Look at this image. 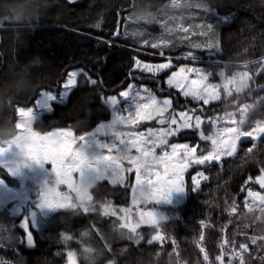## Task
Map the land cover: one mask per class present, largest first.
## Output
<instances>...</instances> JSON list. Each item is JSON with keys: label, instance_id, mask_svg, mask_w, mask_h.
<instances>
[{"label": "trees", "instance_id": "16d2710c", "mask_svg": "<svg viewBox=\"0 0 264 264\" xmlns=\"http://www.w3.org/2000/svg\"><path fill=\"white\" fill-rule=\"evenodd\" d=\"M206 22L219 24L214 39L219 41L220 51L195 50L191 59L197 61L193 64L206 70L212 68L209 78L215 83L222 81L219 71L230 76L245 69L252 79L238 94L224 95L220 101L204 106L202 114L215 115L247 105L244 128L249 129L257 121H264V0H0V139L7 141L17 135V106L34 104L44 89L60 92L67 74L81 69L97 83H88L82 75L78 76L79 86L72 88L64 101L53 102L51 111L41 113L34 129L48 132L70 128L77 135L94 130L100 111L97 94L118 95L126 85L130 86L127 75L133 57L160 61L153 53L161 49L143 45L144 40L150 44L161 35H169V47L162 50L182 57L190 44L205 41L199 35L205 29L197 26ZM96 37L103 39L98 41ZM185 61L182 63H189ZM174 69L155 77L137 72L135 75L143 77H137L134 84H146L154 93L171 96L175 107L183 102L181 108L196 104L199 109V103L167 86L166 79ZM210 126L213 127L204 123V133H209ZM182 135L192 144L206 146L199 140V131L186 130ZM252 144L245 139L236 155L190 168L186 199L166 207L169 216L158 229L140 225L137 231L143 239L139 243L129 240L117 217L100 214L102 203L114 201L119 204L118 209L129 206L131 189L101 180L90 189L92 206L97 211L84 214L79 208L52 210L42 218L44 233L35 229V235L64 261L68 252H73L81 264H192L177 235L184 231L190 233L191 247L203 255L202 264H220L216 258L204 259L210 237L215 234L220 255V245L228 239L235 245H248L243 254L245 264H264V210L245 206L246 187L261 191L249 177L254 181L264 168V139L256 141L255 147ZM199 172L206 179L201 178L198 190L191 191L192 177ZM0 174L11 184H18L17 178L1 166ZM233 206L235 213L231 212ZM24 208L25 216L29 206ZM21 218L9 207L0 208V251L5 246L25 245L19 226ZM156 231L166 233L169 239L148 244ZM65 235L72 239L64 240ZM227 251L233 253L231 247ZM229 258L225 257V264ZM20 262L9 261L0 252V264H23ZM231 264H240V258L234 256Z\"/></svg>", "mask_w": 264, "mask_h": 264}, {"label": "snow or ice", "instance_id": "6c2138e0", "mask_svg": "<svg viewBox=\"0 0 264 264\" xmlns=\"http://www.w3.org/2000/svg\"><path fill=\"white\" fill-rule=\"evenodd\" d=\"M74 2L75 0H69V3ZM197 27L205 29L199 33L205 37V41L190 44L189 50L181 57L189 63L181 66L178 71L171 72L166 83L170 89H176L183 97L197 101L201 105L199 109L175 110L171 96L159 98L146 85L141 84L137 87L136 103L132 109H124L113 120L114 141L100 145L103 154L89 158L85 151V136L77 137L71 129L52 132L34 131L25 144L17 145L21 155L27 160L35 161L41 165L44 163L51 165L52 177L55 179L54 182H49L39 194V207L52 210L79 208V212L84 214L97 211L92 206L93 194L81 196L79 205L72 201V194L77 191L74 181L78 177H82L86 171L91 172L101 181H108L112 185H121L131 189L132 208L136 209L138 220L133 222L132 208L117 209L111 203H102L100 214L105 217H117L121 221L119 227L127 230L129 240L135 239L139 243L143 239L137 231L141 224L159 228L163 220V217H158L155 213L154 203L161 200L169 201L173 191L189 192L184 180L189 168L219 163L225 156L236 155L239 144L245 139L253 142V147L256 146V141L264 139V121H257L254 126L245 129V115H241L237 120L235 114H232L231 117L223 121V124L219 118L215 120L209 118L207 122L212 124L215 132L205 135L202 130L205 120L197 112H202L204 106L220 101L224 95L238 94L243 87L248 85L252 77L247 71L230 76L219 71L217 75L222 77V81L215 83L210 80L207 73L192 66L191 56L195 50L220 51V43L214 39L219 24L206 22ZM184 31L187 32L188 29L185 28ZM169 44L170 42L164 40L150 44L147 40L143 41V45H147L151 49H161L159 55L162 57L165 56L162 49L169 47ZM166 59V63L153 64L133 57L134 63L127 75L129 84L135 83L137 77H143L135 75L137 72L155 77L170 69L172 60L170 57H166ZM81 75L86 82L97 83L87 71L81 69L79 72L68 73L61 87L65 91L78 87L77 77ZM129 95L130 92L126 85L124 90L119 91L118 96L106 99L115 106ZM246 108L247 105L243 106L240 111L246 113ZM32 112L31 107L17 106L18 117L26 119L29 123L32 121ZM23 113H27V115L23 116ZM152 121H155L160 127H150L146 131L139 130L141 123ZM183 130L199 131V140L206 142V146H202L199 142L195 144L189 142L171 143V138L179 135ZM251 150V148L248 149L249 152ZM5 151H7L5 147H0V155ZM260 171L261 175L257 176L255 181H252L251 177H249V181L257 184L261 191H254L250 187H246V196L250 199H245V206L249 210H252L253 206L264 210V168H261ZM130 176L132 177L131 182H129ZM198 176L206 179L203 172L193 176L191 191H197L199 188ZM61 186H65L67 191H61ZM148 205L152 207L148 208ZM231 212H236L235 206L232 207ZM20 224L24 236L27 237V243L34 246L33 237L30 234L29 217L23 216ZM201 225H204L203 221H201ZM87 234L84 233V235ZM63 238L64 240L72 239L67 235ZM163 239L164 237L157 232L147 243L162 242ZM203 239V234H201L200 240L203 241ZM251 240L253 244L256 243V238L253 237ZM220 247L221 255L216 257L220 264H225V257L229 255L227 251L229 247L233 249V256L240 258V264H245L243 254L248 251L246 243L235 245L234 241L224 239ZM237 248L238 251H236ZM200 251L204 252L205 250L201 247ZM67 255L69 264H75V253L68 252ZM204 259L208 260L207 253H205ZM228 264H231V257Z\"/></svg>", "mask_w": 264, "mask_h": 264}, {"label": "rangeland", "instance_id": "374dc122", "mask_svg": "<svg viewBox=\"0 0 264 264\" xmlns=\"http://www.w3.org/2000/svg\"><path fill=\"white\" fill-rule=\"evenodd\" d=\"M156 39L157 41L155 42H159L161 40L168 41V42L170 41L169 35H161L157 37ZM153 54L158 55L160 61H157V62L145 61V60H142V61L153 63V64L166 63L167 62L166 57L171 58L172 56L166 53L164 57L160 56L159 53H153ZM153 54L151 56H154ZM175 57L178 59V62L171 58L172 67H175V69L172 70V72L178 71L181 66L188 64V63H182L185 60L181 59V57L179 56H175ZM196 61H197L196 59L194 60L191 59L192 66H195L201 69L202 72L207 73L209 77L213 74L212 68L209 70H206V68L203 66L194 65L193 63ZM244 71L246 70L245 69L242 70V72ZM143 85H146V84H143ZM137 87L139 86L135 85L134 83L130 84V86H128L130 95L127 98L120 100L118 104L115 106L111 105V103L106 99V98L113 97L115 95H110V96L105 97L101 94H97L96 106L100 109L98 116H97L98 117L97 127L88 133H85L82 135L76 134L77 137L85 136V141H86L85 151H86V154L89 156V158L95 155L103 154V149L100 147V145H103L105 143H112L114 141V136L112 135L114 131V127L112 126V122L116 118V115L122 112L124 109H128V110L132 109V107L136 103ZM70 90L71 89H68L67 91H65L64 88H62L60 92L52 91L48 89L42 90L34 104L29 105V106H21V107H31L33 109V112L31 113L32 115L31 123H29L26 119H22L19 117L18 123H17L18 124L17 135L7 141L0 139V147H5L7 149V151H5L2 155H0V166L7 169L9 173L13 177H16L18 180V184H11L0 174V208L9 207L13 214L20 216L25 211L24 205H28L29 209L27 212L28 213L27 217H29L32 227L36 230H40L41 233H44V227H45L42 218L47 216L52 211V209L39 207V203H40L39 194L44 190V188L46 187V185L49 184V182L50 183L54 182L55 178L52 177V172H51L52 168L49 163H44L43 165H41V164L36 163L35 161L27 160L25 157L21 155L20 150L17 148V145L25 144L27 140L31 138L34 131L38 132L34 129V123L37 117L43 112L51 111L53 109V102L64 101L67 98ZM155 94L159 98L168 97V96H161L157 93ZM188 99H191V98H188ZM187 101L189 102V100ZM190 101H193L194 103H198L197 101L192 100V99ZM182 104L183 102H179V106L175 107L174 100H173V109L186 110L188 108L198 107L196 104L195 105L189 104L187 107L181 108L180 106ZM197 114L202 116V118L205 120V123L208 121L209 118L214 119V120L219 118L221 121V124H223V121L225 119H227L228 117H231L232 114H235V119L237 120L240 119L241 115H245V122H246V116H247V112L242 113L240 109H236L233 111L216 112L215 115L214 114L203 115L202 112H199V111L197 112ZM22 115L26 116L27 113H23ZM203 125H202V130H203ZM150 127L158 128L160 126L156 124L155 121L144 122L140 124L139 130L146 131ZM63 129H70V128H55L48 132H52L56 130H63ZM185 131L186 130H183L179 133V135L172 137L170 142L171 143H185V142L191 143L190 140L186 138H182L183 136L182 133H184ZM214 132H215L214 127L211 128L210 126L209 133H205V135H211ZM187 173L184 176L185 182H186ZM130 178L132 177L130 176L129 179ZM197 179L200 181L201 177L198 176ZM98 180L99 179H97L93 173L87 172V171L84 173L82 177H78L74 181V186L77 189V191L72 194L73 203H77V204L80 203V197L83 195L93 194L90 188L93 187ZM61 191L66 192L67 188L65 186H61ZM254 191H259V190H254ZM186 197H187V191H184V192L173 191L170 194L169 201L161 200L159 202L154 203V211L158 217H163V219H165L169 216L168 210L166 207L176 206V204L184 201ZM246 199H250V198H246ZM109 203H111L113 207H116L118 209V206H119L118 203L114 201H111ZM9 204L11 205L8 206ZM127 207L132 208V203H130V205ZM147 207L151 208L152 206L148 205ZM132 214H133L132 216L133 222L139 219L138 216L136 215L135 208H132ZM141 225H146L147 227L154 229V230L156 229V227L151 226V225H147V224H141ZM157 232H159L160 235L164 237L163 241L167 238L166 233H163L162 231H156L153 235H156ZM177 235H178V239L180 240L179 242L183 245L185 251L188 253L186 254L187 258L191 259L192 264H200L201 258H203V255L201 253H197L195 249L191 247L190 233L179 231ZM168 239L169 238H167V240ZM217 243L218 242H217L216 235L212 234L209 240L210 247L209 249L207 248L208 251L207 250L205 251L208 255V259L209 258L214 259L218 255H220L218 252V249L216 248ZM0 252L4 256H6L7 260L9 261L18 260V261H21L20 263H23V264L24 263L26 264H64L63 258L57 256L56 253L52 250V248L44 240H40L38 242L36 249H27L25 245L18 244L17 246H5L1 249ZM229 257H231L232 261L234 260L233 253L229 254ZM66 260H68V257Z\"/></svg>", "mask_w": 264, "mask_h": 264}, {"label": "water", "instance_id": "95a60500", "mask_svg": "<svg viewBox=\"0 0 264 264\" xmlns=\"http://www.w3.org/2000/svg\"><path fill=\"white\" fill-rule=\"evenodd\" d=\"M116 36H117V34H116ZM261 175V174H260ZM259 176V175H258ZM257 177V176H256ZM256 179V178H255ZM256 185V187L257 188H259V186L257 185V184H255ZM260 189V188H259ZM19 226H20V229L22 228V226H21V224L19 223ZM24 233V232H23ZM31 236L33 237V240H34V246H30L28 243H27V237L25 236V245H26V247L28 248V249H33V248H35L36 247V245L38 244V242H39V240L36 238V236H35V234H34V232H33V230H32V227H31ZM75 264H77L76 262H75Z\"/></svg>", "mask_w": 264, "mask_h": 264}, {"label": "bare ground", "instance_id": "6f19581e", "mask_svg": "<svg viewBox=\"0 0 264 264\" xmlns=\"http://www.w3.org/2000/svg\"><path fill=\"white\" fill-rule=\"evenodd\" d=\"M25 27H29V26H25ZM45 27H48V26H45ZM80 33H82V32H80ZM84 34H86V35H89L88 33H85V32H83ZM97 38H99V37H97ZM103 39V38H102ZM107 42H111L110 40H108Z\"/></svg>", "mask_w": 264, "mask_h": 264}, {"label": "flooded vegetation", "instance_id": "af4514ba", "mask_svg": "<svg viewBox=\"0 0 264 264\" xmlns=\"http://www.w3.org/2000/svg\"><path fill=\"white\" fill-rule=\"evenodd\" d=\"M77 263L81 264L78 260H75ZM69 262V261H68ZM64 264H68V263H64Z\"/></svg>", "mask_w": 264, "mask_h": 264}]
</instances>
